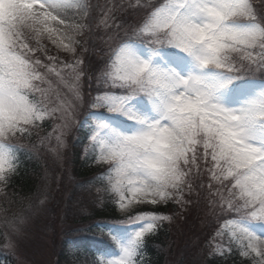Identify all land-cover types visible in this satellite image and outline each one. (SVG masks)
Here are the masks:
<instances>
[{
  "label": "snow or ice",
  "instance_id": "6c2138e0",
  "mask_svg": "<svg viewBox=\"0 0 264 264\" xmlns=\"http://www.w3.org/2000/svg\"><path fill=\"white\" fill-rule=\"evenodd\" d=\"M81 131L112 212L92 264H151L147 240L191 210L215 227L208 264H264V0H0L6 247L25 157Z\"/></svg>",
  "mask_w": 264,
  "mask_h": 264
},
{
  "label": "trees",
  "instance_id": "16d2710c",
  "mask_svg": "<svg viewBox=\"0 0 264 264\" xmlns=\"http://www.w3.org/2000/svg\"><path fill=\"white\" fill-rule=\"evenodd\" d=\"M75 136L73 145L71 146L72 150L69 160V169L72 172L76 183L74 182V186L71 189L66 190L65 194L67 201L65 203V207H68L65 209L66 213L68 216L75 218L79 217L77 219L78 221H73L74 223L77 222L79 224H86L92 219H110L112 216L111 209H102L100 205L98 206L96 203L89 204V206H91L88 209L82 205V202L85 199L82 195H84V191H88L90 189V187L87 186V182L91 178V173L94 174L95 171L94 167L87 164L82 158L83 155L81 153V148L86 141L85 133L83 131L77 132ZM42 155L43 154L35 148L32 150V154L30 156H26L24 159L23 170L15 181V192L17 195L15 197L16 202L14 203L13 208L18 212L23 211V213H25V210L28 209L29 203L36 204L39 202L38 200H35V197L40 191L45 193L49 192V185L45 181V178L48 177V175L45 174L47 173L45 169L46 164ZM78 193H81V196L83 197V199L78 202V205L82 206L77 209H73V203L72 205H70V203L71 200L76 199L74 195H77ZM59 207L60 205H58V208ZM156 210L169 215L172 214L170 206L162 207ZM189 215L198 217V219L195 220L191 217L189 220V225H191L192 228H197L195 233H192L193 231H189L187 229H179L175 227V225L172 226L169 222H166L163 228L160 229L156 235L147 240V256L150 258L151 264H172L173 262L174 264H208V259L210 258H206L204 252H206V246L208 243L212 241V237L215 234V227L211 226L210 221L202 220L201 216L195 210L189 211ZM200 223L202 224V227L199 229L197 225H201ZM85 229L91 230L89 225ZM70 233H72V231ZM67 234H65V237H67ZM1 239L2 237L0 236V240ZM64 242L67 244V239L66 241L64 240ZM66 244L65 248L64 244L60 245V249H65L63 251L65 254L59 255V259L63 262H65L67 258H70V252L67 250L68 245ZM188 244H191L190 248ZM193 248H197V253H191ZM199 249H201V251ZM171 255H174V258L177 260L173 259L171 261V257H169ZM229 264H231V261Z\"/></svg>",
  "mask_w": 264,
  "mask_h": 264
},
{
  "label": "rangeland",
  "instance_id": "374dc122",
  "mask_svg": "<svg viewBox=\"0 0 264 264\" xmlns=\"http://www.w3.org/2000/svg\"><path fill=\"white\" fill-rule=\"evenodd\" d=\"M105 2L106 0L101 1V3ZM107 2L110 3L111 0H107ZM55 86L56 85L54 84V87ZM48 131H51V129L49 128ZM75 137L76 136L72 135L67 137V147L61 149L62 154L59 158L52 151H50V148H54L56 146L55 139H53L51 142H45L43 145L36 142V150L44 155H42V157L45 159V169L47 171L45 174L48 175V177L45 178V181L49 185L48 193L50 194L47 196L44 206L33 211L29 209L25 210V213H23L25 220L23 224L18 225L19 232L16 235L14 247H6V241L1 236L3 241L2 248L6 252L8 251V254L14 259L13 264H77L72 262L77 260L74 255H69L70 258H67L65 262L59 259L60 254H65L63 252L65 249H60L61 244H64L65 248L66 243L64 240L66 241L67 239L65 234L68 233L69 236L71 231L80 227L84 228L92 221L90 220L86 224H79L77 222L74 223L73 221L77 220L79 217L75 218L68 216L65 210L68 208L65 207V203L67 201L65 194L66 190L71 189L74 186V182L76 183V180L73 178V174L69 169V160L72 150L71 145L73 138ZM91 177L93 178L94 176L91 175ZM92 178H90L87 182V186L90 187V189L88 191H84V195H82L85 197L82 205H84L86 209L90 208L91 205L89 206V204L94 203L92 200L93 196L91 194L92 191H94V189H92ZM74 196L77 199V202L76 199L71 200L70 205L73 203V209H77L78 207L82 206L78 205V202H80L83 197L81 196V193H78ZM36 197L35 200H37ZM41 199H45V197H41ZM38 203L39 202L36 204ZM95 203L99 206L98 201ZM58 205H60L59 208ZM191 217L193 220L198 219V217L190 216L188 212L183 216L174 217V219L169 223L172 226L175 225V227L179 229H187L189 231H193L192 233H195L197 228H192V226L189 225V220ZM197 227L200 229L202 224L197 225ZM3 231V225L0 223V232ZM190 247L191 244L189 245V248ZM101 248L104 247L101 246ZM71 249H73L74 252H82L81 249ZM97 250H101L102 252L109 251L105 249ZM199 250L201 251V249ZM195 252L197 253V248H193L191 253L193 254ZM169 257H171V261L176 259L174 258V255ZM172 264H174V262Z\"/></svg>",
  "mask_w": 264,
  "mask_h": 264
}]
</instances>
